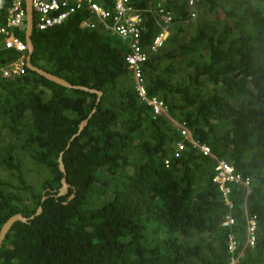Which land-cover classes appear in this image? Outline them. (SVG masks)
I'll use <instances>...</instances> for the list:
<instances>
[{
  "label": "trees",
  "instance_id": "1",
  "mask_svg": "<svg viewBox=\"0 0 264 264\" xmlns=\"http://www.w3.org/2000/svg\"><path fill=\"white\" fill-rule=\"evenodd\" d=\"M102 1L110 9L112 0ZM160 2L174 21L143 71L148 97L163 100L168 116L155 117L139 98L126 43L103 28L81 29L83 14L34 29L31 61L102 92L100 101L29 68L0 75V230L12 216L30 218L43 207L8 232L0 264H227L230 233L244 250L239 264H264V0H198L192 22L189 0L137 6ZM145 21L148 46L160 27L150 13ZM15 33L26 41L25 30ZM19 56L1 51L0 68ZM174 121L185 122L214 157L186 141L174 159L183 140ZM217 160L252 178L247 201L245 188H232V210L212 182ZM63 178L69 189L62 196ZM245 202L256 216L255 247L246 245ZM228 213L236 219L231 230L222 228Z\"/></svg>",
  "mask_w": 264,
  "mask_h": 264
},
{
  "label": "built area",
  "instance_id": "2",
  "mask_svg": "<svg viewBox=\"0 0 264 264\" xmlns=\"http://www.w3.org/2000/svg\"><path fill=\"white\" fill-rule=\"evenodd\" d=\"M138 0H112L110 9L106 7V1L99 0H31L33 10L34 29L48 31L64 25L68 20L85 15L81 21V29L96 30L106 29L129 48L125 59L135 81V89L142 102L153 108L155 117L168 116V107L163 100L157 97L149 98L145 85L144 66L150 60V54L158 52L165 44L170 28L174 21V14L167 10L163 3H158L156 8L143 9L137 6ZM191 9L190 20L195 21L198 16V0H189ZM154 17L160 31L153 38L151 45L146 46L143 42L147 32L145 25L146 14ZM27 10L25 0H0V52L13 50L20 53L18 59L11 61L0 68L2 78L19 77L26 74L28 60V45L16 35L15 31H26ZM178 132L183 140L176 143L173 152L174 159H181L189 141L193 148L207 157H214L211 148L201 144L193 138L192 131L185 122L174 121ZM166 167H170V159H165ZM212 182L222 194L224 203L229 209H234V201L231 199L234 186L243 187L246 190V200L251 193L252 178L245 177L236 172L235 168L223 161L217 160L214 168ZM248 213L247 220V246L255 247L257 243L256 216L251 217ZM236 224V219L228 213L222 221V228L231 230ZM228 250L231 254L227 264H239L240 257L244 256V250L239 251L237 238L233 233L228 236Z\"/></svg>",
  "mask_w": 264,
  "mask_h": 264
},
{
  "label": "water",
  "instance_id": "3",
  "mask_svg": "<svg viewBox=\"0 0 264 264\" xmlns=\"http://www.w3.org/2000/svg\"><path fill=\"white\" fill-rule=\"evenodd\" d=\"M25 4H26V10H27L25 39H26V43L28 45L27 66H28L29 70L36 72L37 74L43 76L47 80H49L53 83H56L58 85H61L63 87H66L68 89L82 90V91L89 92L92 94H97L98 95V101H100V99L103 95L102 92H98L94 89H90V88L84 87V86L73 85V84L69 83L68 81H66L65 79H63L59 76L53 75L49 72H46V71H44V70L33 65L32 61H31V57H32V54L34 52V44L32 42V34H33V30H34L32 2H31V0H25ZM95 111L96 110H93V112L89 115V117L81 122V124L79 126L78 133L72 137V140H74L76 137H78L82 133V131L87 127V125L89 124L90 118L93 116ZM59 168L66 175V170L64 167V163H63V153H61L60 158H59ZM68 189H69V185L66 181V178H63L62 179V187L60 189L59 195H62V196L66 195L68 193ZM73 197H74V195H72L70 199H72ZM45 200H46V196H44L42 201L44 202ZM42 211H43V207L40 206L38 208L36 214L31 216L30 218H26L22 214H16V215L12 216L11 218H9L0 230V251H1L3 242H4L8 232L12 229V227L15 225V223H17V222L28 223L30 220H33L36 216L40 215L42 213Z\"/></svg>",
  "mask_w": 264,
  "mask_h": 264
},
{
  "label": "clouds",
  "instance_id": "4",
  "mask_svg": "<svg viewBox=\"0 0 264 264\" xmlns=\"http://www.w3.org/2000/svg\"><path fill=\"white\" fill-rule=\"evenodd\" d=\"M172 27V26H171ZM170 34V33H169ZM169 37V36H168Z\"/></svg>",
  "mask_w": 264,
  "mask_h": 264
},
{
  "label": "rangeland",
  "instance_id": "5",
  "mask_svg": "<svg viewBox=\"0 0 264 264\" xmlns=\"http://www.w3.org/2000/svg\"><path fill=\"white\" fill-rule=\"evenodd\" d=\"M196 19H197V18H196ZM196 19H195V20H196Z\"/></svg>",
  "mask_w": 264,
  "mask_h": 264
}]
</instances>
